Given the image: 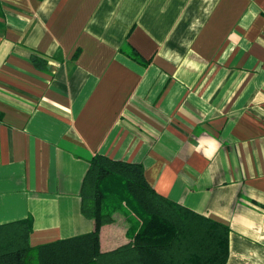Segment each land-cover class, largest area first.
Segmentation results:
<instances>
[{
  "label": "crops",
  "instance_id": "crops-1",
  "mask_svg": "<svg viewBox=\"0 0 264 264\" xmlns=\"http://www.w3.org/2000/svg\"><path fill=\"white\" fill-rule=\"evenodd\" d=\"M95 151L224 223L223 264H264V0H0V223L28 216L29 244L88 231Z\"/></svg>",
  "mask_w": 264,
  "mask_h": 264
},
{
  "label": "trees",
  "instance_id": "trees-1",
  "mask_svg": "<svg viewBox=\"0 0 264 264\" xmlns=\"http://www.w3.org/2000/svg\"><path fill=\"white\" fill-rule=\"evenodd\" d=\"M131 59L143 62L130 48ZM34 59V58H33ZM36 62V59L33 60ZM91 228L29 244V217L0 223V264H223L227 226L156 192L137 162L93 152L79 190ZM118 218L126 241L101 249L99 229Z\"/></svg>",
  "mask_w": 264,
  "mask_h": 264
},
{
  "label": "clouds",
  "instance_id": "clouds-1",
  "mask_svg": "<svg viewBox=\"0 0 264 264\" xmlns=\"http://www.w3.org/2000/svg\"><path fill=\"white\" fill-rule=\"evenodd\" d=\"M216 144V141H211V145H215ZM201 147H203V144L201 145ZM214 150V149H213ZM207 154V153H206Z\"/></svg>",
  "mask_w": 264,
  "mask_h": 264
}]
</instances>
